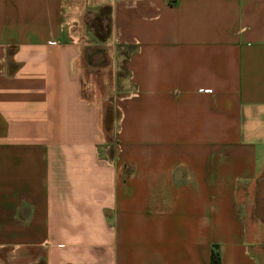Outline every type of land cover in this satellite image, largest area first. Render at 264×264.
<instances>
[{"label": "crops", "instance_id": "0c3cea01", "mask_svg": "<svg viewBox=\"0 0 264 264\" xmlns=\"http://www.w3.org/2000/svg\"><path fill=\"white\" fill-rule=\"evenodd\" d=\"M263 172L264 0H0V264H264Z\"/></svg>", "mask_w": 264, "mask_h": 264}, {"label": "trees", "instance_id": "16d2710c", "mask_svg": "<svg viewBox=\"0 0 264 264\" xmlns=\"http://www.w3.org/2000/svg\"><path fill=\"white\" fill-rule=\"evenodd\" d=\"M108 10H104L102 11L100 14H98V17H93V19L90 21L91 25H93L94 27H96L97 29L99 28V32H102L100 30V28H102L101 23H102V19H106V32H108ZM101 14H103V16H101ZM104 36H99V39H103ZM210 264H219V255L218 252L213 250L211 252V256H210Z\"/></svg>", "mask_w": 264, "mask_h": 264}, {"label": "water", "instance_id": "95a60500", "mask_svg": "<svg viewBox=\"0 0 264 264\" xmlns=\"http://www.w3.org/2000/svg\"><path fill=\"white\" fill-rule=\"evenodd\" d=\"M257 190L260 192L262 187L264 186V172L260 175L259 179L256 182ZM258 192V193H259ZM261 201L259 195L257 196V207H256V214L259 218H261L264 221V206L259 205V202Z\"/></svg>", "mask_w": 264, "mask_h": 264}, {"label": "built area", "instance_id": "2783aa9c", "mask_svg": "<svg viewBox=\"0 0 264 264\" xmlns=\"http://www.w3.org/2000/svg\"><path fill=\"white\" fill-rule=\"evenodd\" d=\"M49 43H55V41L51 40V41H49Z\"/></svg>", "mask_w": 264, "mask_h": 264}, {"label": "rangeland", "instance_id": "374dc122", "mask_svg": "<svg viewBox=\"0 0 264 264\" xmlns=\"http://www.w3.org/2000/svg\"><path fill=\"white\" fill-rule=\"evenodd\" d=\"M101 16H103V14H101Z\"/></svg>", "mask_w": 264, "mask_h": 264}]
</instances>
